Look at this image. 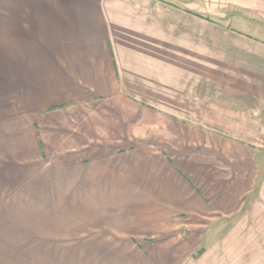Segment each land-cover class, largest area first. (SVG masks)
<instances>
[{"label": "crops", "instance_id": "crops-1", "mask_svg": "<svg viewBox=\"0 0 264 264\" xmlns=\"http://www.w3.org/2000/svg\"><path fill=\"white\" fill-rule=\"evenodd\" d=\"M8 1L1 258L264 264V0Z\"/></svg>", "mask_w": 264, "mask_h": 264}, {"label": "rangeland", "instance_id": "rangeland-1", "mask_svg": "<svg viewBox=\"0 0 264 264\" xmlns=\"http://www.w3.org/2000/svg\"><path fill=\"white\" fill-rule=\"evenodd\" d=\"M51 1L52 4L54 6H57L59 9L60 7H63V5L61 4V0H48ZM57 1V2H56ZM22 7V10L24 9H38L39 5L42 4L37 0H33L32 2H27V0H22L21 3H19ZM20 7V6H19ZM14 8V2H10L8 0H0V27H3V25H7V23L9 21H11V18L7 17L9 15H12V9ZM10 9V12L7 11ZM2 28H0L1 30ZM3 31V29H2ZM3 34V33H2ZM235 218L233 219H229L226 223L224 222V224H218L213 226V233H226V232H232L231 230L235 228ZM262 228V226L260 227V229ZM228 229V230H227ZM246 230V229H245ZM0 238H17V239H23V238H29V231L26 228V230H5V231H1L0 232ZM15 245H17L15 243ZM14 243H10L7 242L6 246H3L2 251L6 252L5 256L3 258H1L0 256V264H14L15 261H18V259H14L13 257H11L9 254H13V250L15 249L17 252L22 251V248H20L19 246H15ZM74 249L73 251L71 250L72 253H84L83 251L86 252V250H78L79 248H77V244H74ZM204 243L201 244L200 247H198L197 249H202L203 248ZM15 247V248H14ZM185 248H188L187 246ZM33 251L36 252V254L39 256V245L38 243H36V247L33 248ZM88 251V250H87ZM90 255H93V251L90 250ZM4 255V254H3ZM71 260H75V259H71ZM77 260V259H76ZM90 257H86L84 258L82 261L86 264H90L89 263ZM120 260H124L123 258H121ZM19 261H22V259H20ZM34 261H38V258H35Z\"/></svg>", "mask_w": 264, "mask_h": 264}]
</instances>
